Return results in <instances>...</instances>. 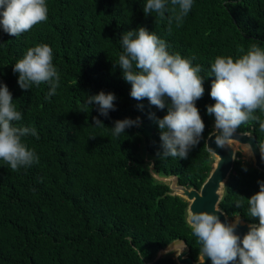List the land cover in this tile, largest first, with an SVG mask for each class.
Masks as SVG:
<instances>
[{"label":"trees","instance_id":"trees-1","mask_svg":"<svg viewBox=\"0 0 264 264\" xmlns=\"http://www.w3.org/2000/svg\"><path fill=\"white\" fill-rule=\"evenodd\" d=\"M48 19L17 37L0 30V82L7 85L17 126L35 128L38 139L24 138L39 162L12 171L0 160V264H177L171 255L156 259L160 249L181 240L197 260L200 245L187 224L188 203L152 177L176 176L178 185L199 190L212 168L205 140L214 117L206 114L210 65L217 56L238 58L252 43L264 49V0H193L180 27L168 31L165 18L145 16L146 0H46ZM144 27L168 45L170 54L202 65L204 96L196 102L205 124L203 138L187 159L162 158L156 120L158 110L145 98L130 97L131 85L118 67L120 37ZM47 44L60 81L50 86L17 85L12 66L26 50ZM240 48L245 51L241 53ZM112 93L115 111L100 116L89 96ZM142 106V107H140ZM254 115L264 119L257 110ZM140 118V125L113 136L115 121ZM99 119L104 126L94 124ZM237 132H250L263 142L259 124L249 121ZM237 153L219 208L228 219L248 216L247 200L259 191L264 173L245 165ZM247 171H243V169ZM244 197L245 199H241ZM241 207H236V202Z\"/></svg>","mask_w":264,"mask_h":264},{"label":"clouds","instance_id":"clouds-1","mask_svg":"<svg viewBox=\"0 0 264 264\" xmlns=\"http://www.w3.org/2000/svg\"><path fill=\"white\" fill-rule=\"evenodd\" d=\"M168 2L146 0L143 13L146 17L156 13L163 20ZM170 4L174 15L168 18L169 32L173 20L180 27L193 0H170ZM48 11L46 0H0V30L17 37L46 22ZM120 45L122 53L118 67L122 79L131 85L130 97L137 101L146 98L158 110L167 108L163 118L155 121L163 149L162 158L187 159L205 131L196 107L205 92V78L200 75L204 68L200 64L193 66L195 56L182 58L178 53L170 54L166 42L144 27L123 33ZM239 51L244 53L245 50L240 48ZM12 71L18 76L17 85L21 90L28 91L32 85L46 83L50 90L45 98L56 94L60 77L53 65L52 48L47 44L28 48L23 58L12 66ZM209 77H214L208 93L214 104L206 105V114L214 117V144L221 149L227 148L241 125L249 121L258 123L259 130L264 132V119L254 115L257 110L264 114V49L259 43H252L246 54L238 58L217 56L210 65ZM115 99L114 94L101 91L87 97L86 106L96 105L99 115L107 118L109 111H115ZM21 119L22 113L16 110L11 92L0 82V160L12 171L39 162L35 150L29 149L24 142L29 135L39 138L36 129L17 126L15 122ZM93 121L97 126H104L99 119L93 118ZM139 125V117L115 121L113 136L119 137L126 128ZM258 150L264 161V143ZM247 155L254 156L250 146ZM220 184L226 188L224 181ZM257 184L259 191L246 200L248 216L258 223L249 224L243 236L236 234L239 218L233 223H223L218 215L190 211L187 224L200 245L202 264H205V258L211 264H264V181H257ZM241 206L237 201L236 207ZM215 212L219 211L215 209Z\"/></svg>","mask_w":264,"mask_h":264},{"label":"water","instance_id":"water-1","mask_svg":"<svg viewBox=\"0 0 264 264\" xmlns=\"http://www.w3.org/2000/svg\"><path fill=\"white\" fill-rule=\"evenodd\" d=\"M213 125L214 121L212 123V127ZM215 134L216 133L213 127V131L205 140L206 151L211 155L212 168L199 190L178 185L176 176L154 174L152 172V167H150V172L154 179L169 186L172 195L179 196L188 203L186 210L187 217L191 211L208 212L210 214L218 215L219 219L223 223H233L234 220L239 218L240 224L236 229V234L243 236V234L248 231L249 223L242 221L240 216H236L232 220L228 219L224 211H222L218 206L224 191V187L220 184V181H224L226 183L233 171L234 161L237 155L236 146L245 152L247 160L252 161V166L262 173H264V161H261L258 150L259 144L256 141V137L250 132H237L233 137L234 141L225 149L218 148L214 144L213 140ZM262 143H264V136ZM249 146L254 153V156L251 158L247 155ZM215 209L219 212H215ZM189 253L190 250L185 243L181 240H176L168 244L164 249L158 251L157 258L166 254H175L174 260L177 264H202L200 255L195 261ZM205 264H211L210 260L205 258Z\"/></svg>","mask_w":264,"mask_h":264},{"label":"rangeland","instance_id":"rangeland-1","mask_svg":"<svg viewBox=\"0 0 264 264\" xmlns=\"http://www.w3.org/2000/svg\"><path fill=\"white\" fill-rule=\"evenodd\" d=\"M236 149H237V153L240 154L239 159H241V161H243L245 165H251L252 166L253 163L251 160H247L245 152L243 150H241L240 148H238L237 146H236ZM172 255L175 256V254H172Z\"/></svg>","mask_w":264,"mask_h":264}]
</instances>
